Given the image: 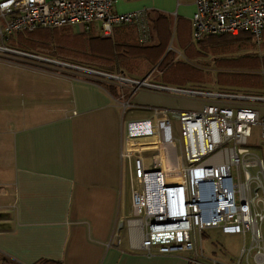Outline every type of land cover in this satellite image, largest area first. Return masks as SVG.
<instances>
[{
  "label": "crops",
  "instance_id": "1",
  "mask_svg": "<svg viewBox=\"0 0 264 264\" xmlns=\"http://www.w3.org/2000/svg\"><path fill=\"white\" fill-rule=\"evenodd\" d=\"M194 8V0H116L114 5L119 13L146 9L151 37L143 45H157L168 33L173 36L167 48L173 61L182 60L193 42ZM44 29L31 34L16 32L4 44L58 61V54L47 50L48 44L49 48H59L64 44L62 37L68 34L103 37L97 22L85 33L76 27ZM109 38L118 44L140 43L132 25L115 27ZM252 45L256 46L253 41ZM73 48L82 50L84 45L77 39ZM91 49L98 48L93 45ZM33 59L0 52V61L57 75L54 79L44 77L52 83L25 82L29 94L41 90L42 97L52 100L47 103L48 116L31 120L24 112L16 114L0 131V264H189L185 253L146 255L130 246L124 220L132 211L131 188L124 177L121 149L127 123L150 118L153 108L196 109L168 108L157 100L164 96L161 92L140 89L131 93L127 85L104 76L75 68L45 67ZM139 64L133 69L119 65L109 70L93 64L88 68L133 78L149 77L168 85L158 80L161 71L153 75L155 64L146 60ZM22 79L28 81L27 77ZM126 102L149 114L124 109ZM202 102L203 107L206 101ZM147 146L153 147L152 143ZM155 158L152 154L150 160ZM119 223L117 244L113 238ZM123 230L127 241L121 237Z\"/></svg>",
  "mask_w": 264,
  "mask_h": 264
},
{
  "label": "built area",
  "instance_id": "2",
  "mask_svg": "<svg viewBox=\"0 0 264 264\" xmlns=\"http://www.w3.org/2000/svg\"><path fill=\"white\" fill-rule=\"evenodd\" d=\"M116 0H2L0 52L39 58L4 41L21 31L76 27L81 33L99 24L103 37L117 26L136 27L139 41H150L146 9L114 10ZM192 39L246 32L257 47L264 44V0H194ZM51 60V59H43ZM54 61V60H51ZM127 85L132 92L149 89L202 98L198 110L153 108L147 119L127 123L121 158L131 188L132 211L126 218L130 246L146 255L193 251L189 264H264V94L175 87L54 61ZM129 102L124 103V109ZM170 117L178 119L174 137ZM258 126L257 142H250ZM152 143L153 147L147 146ZM151 145V144H150ZM152 154L155 160L151 161ZM154 196L152 203L149 196ZM122 223L118 224V231ZM240 235L236 260L205 253L206 231ZM118 231L114 242L120 243Z\"/></svg>",
  "mask_w": 264,
  "mask_h": 264
},
{
  "label": "rangeland",
  "instance_id": "3",
  "mask_svg": "<svg viewBox=\"0 0 264 264\" xmlns=\"http://www.w3.org/2000/svg\"><path fill=\"white\" fill-rule=\"evenodd\" d=\"M173 36L170 37V41ZM213 39H219L217 36L206 37L199 42H192L188 45L187 51H184L182 60L174 62L169 74H173L175 80H164L160 74L159 81L170 86L197 88L208 91H225L234 93H264V45L261 49L253 46L252 42L247 44H236L238 50H216L203 47L202 44L209 43ZM6 43V42H5ZM175 45V44H174ZM214 47V46H213ZM220 48V47H218ZM222 49V47L220 48ZM4 58V57H1ZM6 59V58H5ZM49 59V58H48ZM39 65L45 67H62L66 70L74 69L72 67L49 62L43 59H33ZM59 61V60H58ZM186 65L184 75L178 72V67L182 64ZM161 67L154 68L153 75H158ZM162 73V72H161ZM49 76L51 79L56 78V74L49 73L34 68L22 67L13 63L0 61V131L10 124L13 116L20 115L24 112L28 119H41L49 115V107L47 106L48 98L42 97V91H33L34 95L27 92V84L34 81H42L52 83L51 79H44ZM27 77L28 81L22 78ZM127 93V90H124ZM163 93V92H161ZM39 96H37V95ZM164 97L157 100L168 108L177 109H199L202 107V98H194L182 96L173 93H163ZM52 101V100H50ZM48 107V108H47ZM127 110L133 109L138 114H145L148 111L137 106H127ZM51 114V113H50ZM149 114V112L147 113ZM172 124V133L174 137L180 135L181 129L178 119L170 117ZM252 137L250 142L258 144L257 132L258 126L252 128ZM6 141V140H5ZM7 142V141H6ZM7 144V143H6ZM258 152L264 158V147ZM125 221V220H124ZM126 225V223H125ZM127 226V225H126ZM116 228L115 232H117ZM122 239L127 241L126 231L121 232ZM203 245L205 253L208 256H215L221 260H236L239 256L240 247L242 246V238L236 234H226L220 229H211L206 231L203 237ZM188 256H193V251L182 252ZM250 263L252 261L250 260ZM242 264H246L242 261Z\"/></svg>",
  "mask_w": 264,
  "mask_h": 264
},
{
  "label": "trees",
  "instance_id": "4",
  "mask_svg": "<svg viewBox=\"0 0 264 264\" xmlns=\"http://www.w3.org/2000/svg\"><path fill=\"white\" fill-rule=\"evenodd\" d=\"M44 29V28H40ZM58 28L49 29L50 30H56ZM59 29L67 30L66 27H61ZM39 30V29H36ZM34 30V31H36ZM44 30H47L46 28ZM34 31L29 32L30 34ZM85 34L80 36L71 35L68 34L64 37H62V41L64 44L60 45L58 48H49V41L52 40V38L48 40H44L47 45V50L53 53H57L59 56V59L62 62H67L70 64H75L82 66L83 64H87L90 67V65H97L99 68H106L109 70H112L114 67H118L119 65L122 67L133 69L134 67H138L141 63V61L146 60L153 65L155 64L158 67H161V74L164 80L172 81L175 80L173 77V74H169V70L175 66L173 61V58L171 57L172 51L167 50L168 48V41L170 39V36H168V33L166 34V37L157 45L153 46H146L143 45V43H134V44H118L114 43L109 37H94L93 39L84 37ZM219 39L211 41L209 45L207 43L202 44L203 47H208L210 49H216V50H238L235 48L236 44H247L252 42V37L250 34L243 32L239 33L237 35H219L217 36ZM61 39V38H58ZM77 39L82 41V44L84 45V49L78 50L74 49L73 46L77 43ZM71 42V45L68 44ZM34 47L36 46V43L33 42ZM95 46L98 48L96 51L92 50V46ZM214 46V47H213ZM222 47V49L218 48ZM86 67V65H85ZM186 65H181L178 67V72H182V75H184L186 71ZM112 91H114L113 88H111ZM43 264H61L59 262L55 261H44Z\"/></svg>",
  "mask_w": 264,
  "mask_h": 264
},
{
  "label": "bare ground",
  "instance_id": "5",
  "mask_svg": "<svg viewBox=\"0 0 264 264\" xmlns=\"http://www.w3.org/2000/svg\"><path fill=\"white\" fill-rule=\"evenodd\" d=\"M149 200H150V202H152V203H154V202H156L157 201V199L155 200V197L154 196H149Z\"/></svg>",
  "mask_w": 264,
  "mask_h": 264
},
{
  "label": "water",
  "instance_id": "6",
  "mask_svg": "<svg viewBox=\"0 0 264 264\" xmlns=\"http://www.w3.org/2000/svg\"><path fill=\"white\" fill-rule=\"evenodd\" d=\"M47 61H49V62H54V61H51V60H47Z\"/></svg>",
  "mask_w": 264,
  "mask_h": 264
}]
</instances>
